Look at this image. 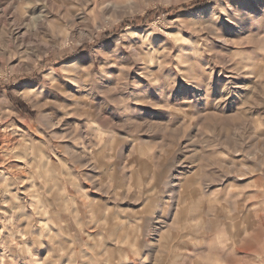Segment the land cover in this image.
<instances>
[{
  "label": "rangeland",
  "instance_id": "rangeland-1",
  "mask_svg": "<svg viewBox=\"0 0 264 264\" xmlns=\"http://www.w3.org/2000/svg\"><path fill=\"white\" fill-rule=\"evenodd\" d=\"M13 16L0 264H264V0H0Z\"/></svg>",
  "mask_w": 264,
  "mask_h": 264
},
{
  "label": "bare ground",
  "instance_id": "bare-ground-1",
  "mask_svg": "<svg viewBox=\"0 0 264 264\" xmlns=\"http://www.w3.org/2000/svg\"><path fill=\"white\" fill-rule=\"evenodd\" d=\"M13 17H14V19L12 20V22H13L14 25H8V24L2 22V23H0L1 28L4 29V31L8 32L9 35H11L12 40L15 43H17V41H27L28 42L29 36H30V29H28L27 27H24V25H22V23H21V20L17 16H13ZM32 19H33V21H35V23L41 29H44V28L47 29L48 28L47 20L42 15H40V14L39 15H36L35 17H32ZM248 89H249V87H248ZM225 99H226V97H225ZM226 100H225V102H226ZM224 107L227 108L226 103H225V106Z\"/></svg>",
  "mask_w": 264,
  "mask_h": 264
},
{
  "label": "trees",
  "instance_id": "trees-1",
  "mask_svg": "<svg viewBox=\"0 0 264 264\" xmlns=\"http://www.w3.org/2000/svg\"><path fill=\"white\" fill-rule=\"evenodd\" d=\"M197 2V1H196ZM195 3V2H194Z\"/></svg>",
  "mask_w": 264,
  "mask_h": 264
}]
</instances>
